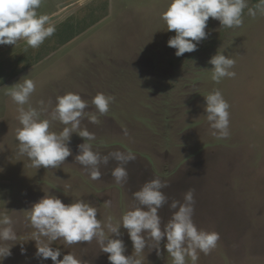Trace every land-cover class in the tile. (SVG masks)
<instances>
[{"label": "rangeland", "instance_id": "rangeland-1", "mask_svg": "<svg viewBox=\"0 0 264 264\" xmlns=\"http://www.w3.org/2000/svg\"><path fill=\"white\" fill-rule=\"evenodd\" d=\"M171 2L43 0L38 13L49 15L56 29L68 17L85 24L100 21L63 46H56V32L38 49L25 51V41L0 45V82H5L0 86V220L11 217L18 237L7 242L14 244L12 255L0 264H53L50 258L36 256V230L29 219L30 209L45 195L66 205L82 199L95 206L107 233L109 218L114 225L122 224L132 210L133 193L155 178L169 185L162 189L169 197V204L159 210L162 228L176 211L170 209L171 200L183 203L186 191L194 188L195 225L221 236L210 255L199 252L196 264H264V15L258 12L252 18L245 9L243 27L236 28L210 18L209 36L198 50L177 57V50L168 46L176 33L168 31L162 19ZM247 2L254 7L260 0ZM217 52L236 61L231 69L235 78L219 83L212 79L214 66L209 61ZM24 79L36 84L25 110L39 109L44 101L50 113L58 97L68 93L81 95L90 105L81 129L86 127L95 139L86 141L73 133L72 155L60 168L36 169L19 154L21 106L7 93ZM216 90L230 104L226 139L212 135L207 120L205 98ZM98 93L116 98L107 116L92 103ZM93 114L100 123L90 122ZM45 118L49 117L41 116ZM64 127L54 121L50 130L60 133ZM83 143L102 156L115 151L134 154L136 160L127 165L128 183L121 186L112 177L118 163L114 159L101 166L102 180L93 181L90 170L76 162ZM120 232V237L111 238L124 241L126 256L142 264H173L166 237L160 245L162 255L151 248L137 255L127 229L121 225ZM51 247L60 249L61 260L72 253L89 264H110L109 254L96 240L69 246L60 239ZM187 264H192L190 257Z\"/></svg>", "mask_w": 264, "mask_h": 264}, {"label": "clouds", "instance_id": "clouds-1", "mask_svg": "<svg viewBox=\"0 0 264 264\" xmlns=\"http://www.w3.org/2000/svg\"><path fill=\"white\" fill-rule=\"evenodd\" d=\"M43 0H0V45L16 46L25 41L28 48L38 49L46 39L53 36L56 27L51 23L47 14H39L38 9ZM256 18L257 13L264 15V0H260L254 7H249L247 0H172L170 6L163 13L162 19L166 22L167 30L176 35L168 40V46L176 49V56L198 50V44L206 40L209 33L206 31L210 18L219 20L223 27H243L244 10ZM213 67L212 79L219 83L223 78H235L236 73L231 71L236 61L217 52L210 61ZM36 91V84L32 79H24L10 87L7 93L15 103L20 105L19 121L22 125L17 129L19 154L26 155L36 169H57L65 164L72 155L69 147L73 133H78L86 141L95 139L91 133L81 125L86 117V109L90 107L87 100L81 95L68 93L58 97V103L50 113L40 101V108L30 107L27 110L23 105L28 104L32 94ZM207 120L214 130L212 135L219 139L230 136V104L224 99L219 90L209 94L206 98ZM115 96L98 93L92 103L100 115L107 116L110 105L115 103ZM51 104V102H49ZM42 115L49 118L41 119ZM54 121H59L65 127L60 133L51 131ZM90 122L100 123L99 117L91 115ZM129 133L125 130V135ZM80 154L76 162L90 170L93 181L102 180L101 166L107 167L111 160L117 161L111 175L117 184L124 186L129 181L127 165L136 160L131 152L125 154L120 151L101 155L92 150L90 143L78 146ZM70 187V186H69ZM169 187L161 179L155 178L143 184L142 188L133 193L134 203L132 210L122 218V224L114 225L109 218L107 233L101 220L97 218L98 209L90 203L80 199L69 205L64 204L54 195H45L30 209L31 226L36 230L33 235L37 245L36 256L42 259H51L53 264H89L88 261L77 258L69 253L59 259L60 249H53L51 244L63 239L71 246L81 242L91 243L96 240L104 253L109 254L110 264H142L133 256H126V245L120 237L121 225L127 229L137 255L145 248L155 249L157 255H162L161 242L166 237L167 254L173 258V264H187L190 257L192 264L199 260V252L210 255L217 247L221 236L218 232L204 231L197 228L193 221L195 189L186 191L183 203L172 199L170 209L174 211L169 221L163 225L159 210L169 204V197L162 191ZM111 206V201L105 202ZM147 209V210H145ZM178 209V210H177ZM13 220L4 215L0 220V240L5 242L0 246V260L12 255L11 246L7 242L16 241L17 234L13 227ZM47 238L52 243H45ZM151 242V243H150ZM22 254L26 253L22 249Z\"/></svg>", "mask_w": 264, "mask_h": 264}, {"label": "trees", "instance_id": "trees-1", "mask_svg": "<svg viewBox=\"0 0 264 264\" xmlns=\"http://www.w3.org/2000/svg\"><path fill=\"white\" fill-rule=\"evenodd\" d=\"M100 19L94 20L90 22L89 24L82 23L80 20H77L75 17H68L66 20H64L62 23L59 24V26L56 29V37L58 44L56 46H63L69 41L73 40L75 37L83 33L85 30L90 28L91 26L98 23ZM56 48V47H55ZM40 60V57L37 61ZM1 71V68H0ZM16 74L10 76L11 78L15 77ZM5 82L1 81L0 86L3 85Z\"/></svg>", "mask_w": 264, "mask_h": 264}]
</instances>
